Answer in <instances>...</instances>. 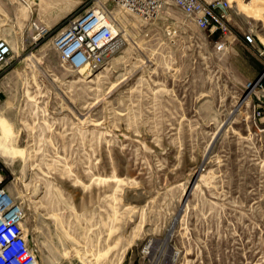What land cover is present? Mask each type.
<instances>
[{
	"label": "rangeland",
	"instance_id": "rangeland-1",
	"mask_svg": "<svg viewBox=\"0 0 264 264\" xmlns=\"http://www.w3.org/2000/svg\"><path fill=\"white\" fill-rule=\"evenodd\" d=\"M91 1L0 0L1 185L38 261L264 264V104L254 120L244 91L264 70V0L230 10L256 48L217 50L176 8L115 13L117 50L79 71L51 41Z\"/></svg>",
	"mask_w": 264,
	"mask_h": 264
},
{
	"label": "built area",
	"instance_id": "built-area-1",
	"mask_svg": "<svg viewBox=\"0 0 264 264\" xmlns=\"http://www.w3.org/2000/svg\"><path fill=\"white\" fill-rule=\"evenodd\" d=\"M170 8H176L199 31L218 34L219 39L215 42L217 50H223L228 42L239 40L230 27L229 0H92L64 21L52 38V48L61 62L72 69L99 70L119 45L117 32L121 26L114 17L115 13L150 21L159 14L168 15ZM39 31L42 35L48 32L43 28ZM240 40L251 48L258 47L251 32L243 34ZM256 51L264 55V46ZM10 52L9 45L0 40V65L7 60ZM263 77L264 70L244 85L246 95L254 98V120L260 118L264 104ZM1 180L0 171V264H41L30 247L20 208L2 187Z\"/></svg>",
	"mask_w": 264,
	"mask_h": 264
},
{
	"label": "crops",
	"instance_id": "crops-1",
	"mask_svg": "<svg viewBox=\"0 0 264 264\" xmlns=\"http://www.w3.org/2000/svg\"><path fill=\"white\" fill-rule=\"evenodd\" d=\"M207 1H211V0H207ZM253 1H254V0H248V1H247V5L252 4ZM257 1H259V0H257ZM35 2H36V3H39V0H35ZM50 11H52V12H61V11H62V7H61V6L54 7V8H52ZM239 40H240V39H239ZM263 46H264V43H263ZM263 80H264V77H263Z\"/></svg>",
	"mask_w": 264,
	"mask_h": 264
},
{
	"label": "bare ground",
	"instance_id": "bare-ground-1",
	"mask_svg": "<svg viewBox=\"0 0 264 264\" xmlns=\"http://www.w3.org/2000/svg\"><path fill=\"white\" fill-rule=\"evenodd\" d=\"M230 1V3H231V6H232V4L235 2V0H229ZM33 26H34V28L35 29H42V27L39 25V24H37V23H33ZM117 31V30H116ZM115 31V32H116ZM118 33V32H117ZM79 71H82V70H86L85 68H80V69H78Z\"/></svg>",
	"mask_w": 264,
	"mask_h": 264
}]
</instances>
